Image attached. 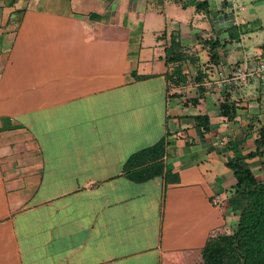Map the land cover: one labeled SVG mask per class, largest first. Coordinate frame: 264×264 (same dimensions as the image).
<instances>
[{"label":"crops","instance_id":"obj_1","mask_svg":"<svg viewBox=\"0 0 264 264\" xmlns=\"http://www.w3.org/2000/svg\"><path fill=\"white\" fill-rule=\"evenodd\" d=\"M170 3L0 0V264H202L208 237L234 229L227 163L263 176L247 157L264 124L263 42L247 29L206 34L223 41L216 67L201 27ZM171 33L193 46L186 78L208 73L203 91L170 95ZM238 67L255 76L219 87L220 69ZM160 141L164 154L142 166L155 174L132 178L129 157Z\"/></svg>","mask_w":264,"mask_h":264},{"label":"trees","instance_id":"obj_2","mask_svg":"<svg viewBox=\"0 0 264 264\" xmlns=\"http://www.w3.org/2000/svg\"><path fill=\"white\" fill-rule=\"evenodd\" d=\"M174 1L181 4L183 8L194 7L196 13L209 15L211 12L210 0ZM225 3L227 0H224ZM229 28L231 37L237 39L241 32L250 31L242 29L241 25L231 24ZM204 43L205 46H209V62L217 67L221 60L219 48L223 46V41L215 37L205 39ZM261 49L264 57V40ZM189 60L194 61V57L188 54L178 35L171 33L166 48V62L176 66L174 74L178 76L177 82H183L186 79L182 64ZM207 76V72L199 69L195 74V80L201 83ZM200 89L203 91L205 88L201 85ZM221 108L223 114L230 118L234 117V105L230 101L229 92L221 102ZM195 120L197 124H204L205 131L209 130L208 117L196 116ZM164 151V141H160L130 156L124 168L132 172L130 174L132 178L151 177L155 174L152 169L148 170L147 167L142 168V166L149 161L159 160ZM247 157L260 158L263 176H257L250 167L244 165L241 157H236L227 163L236 178V184L228 197V205L238 215V221L231 232H215L208 237L202 250V264H264V124L258 129L255 149ZM156 173H160V169Z\"/></svg>","mask_w":264,"mask_h":264},{"label":"rangeland","instance_id":"obj_3","mask_svg":"<svg viewBox=\"0 0 264 264\" xmlns=\"http://www.w3.org/2000/svg\"><path fill=\"white\" fill-rule=\"evenodd\" d=\"M220 2L223 6V8L225 9H228L229 8V2L232 3V2H235L238 6V12L237 14L239 15L240 17V25H242V29H248V26L245 25L244 23L245 22H242V21H246L247 18H251L252 19V22L253 24L255 25V27L252 29H249V33L250 32H253V31H256L257 34H256V40H260L261 42H263L264 40V0H227V3L224 4V0H210V3H211V12L209 15H204V13H200L199 16L197 15V13H195V9L190 7L188 9H185L183 10L179 4H166V11L167 12H171L173 10H179L181 11V14L179 15H175L172 14L173 18H177V19H180V20H191L193 21L194 24H197L199 25V27H201L199 30V33L201 32V35L205 34L203 37L206 36V34L210 33L212 35L214 34H217L218 32H227L229 33V27L230 25L226 26V28H220V29H212L213 27V22H224V21H227L228 19V16H224V15H220L219 13V5H220ZM171 5V6H170ZM227 6V7H226ZM240 7H243L244 9L242 10V8ZM230 11V9L228 10ZM247 17V18H246ZM245 18V19H244ZM255 20V21H253ZM262 25V26H261ZM205 27V28H204ZM200 35V37H201ZM209 37V36H206V38ZM205 39V38H203ZM208 39V38H207ZM262 45V44H261ZM185 48H189L187 46H184ZM192 47H190L189 49H192ZM207 49V47H204ZM246 52L252 54L253 53V49L252 48H249L246 50ZM189 55L193 56L195 58L194 55L190 54V52H188ZM191 61V60H190ZM197 61V60H196ZM194 61H191V63H193ZM194 64V63H193Z\"/></svg>","mask_w":264,"mask_h":264},{"label":"built area","instance_id":"obj_4","mask_svg":"<svg viewBox=\"0 0 264 264\" xmlns=\"http://www.w3.org/2000/svg\"><path fill=\"white\" fill-rule=\"evenodd\" d=\"M238 5L235 2H232L228 9L223 8V6H220L219 13L220 15L228 16L227 21L230 25H240V17L237 14L238 12ZM227 7V6H226ZM242 10L244 9L243 7ZM230 9V11H228ZM222 66V65H221ZM259 72L260 74L258 76L261 77V79H264V62L260 63L259 65ZM219 74V87H225L228 85H240L245 84L249 81L250 78L255 76V72L249 71L247 68L238 67L233 69L229 74L225 71V69H220L218 72ZM202 83H199L195 80L194 75H188V77L183 82H177V75L172 73V76L168 80V91L170 95L178 93V92H185L188 90V88L191 87H200ZM205 86H211L212 83L210 81H206L203 83ZM230 195V193H229ZM228 195V197H229ZM227 197V198H228ZM224 197L220 194L217 195L213 202L216 205H219L223 202Z\"/></svg>","mask_w":264,"mask_h":264}]
</instances>
